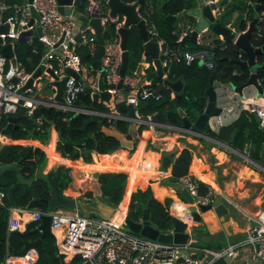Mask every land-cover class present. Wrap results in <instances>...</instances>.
<instances>
[{"label":"built area","instance_id":"1","mask_svg":"<svg viewBox=\"0 0 264 264\" xmlns=\"http://www.w3.org/2000/svg\"><path fill=\"white\" fill-rule=\"evenodd\" d=\"M77 1H73L75 6L83 0ZM86 1L88 3L86 11L89 14L100 15L103 23L108 20H116L108 14V0ZM242 2L245 5L244 14L254 10L255 4L259 3L258 0H242ZM58 6L57 0H0V23L8 22L9 24L7 32L0 33L3 37V42L0 43L1 46L6 42H10L14 50L19 36L28 30H31V33L28 35L27 41L32 42L35 37L43 46L39 63L31 71L26 70L23 65L17 63V60L16 64L12 65L10 58L4 56L0 50V141L7 138L1 136V129L6 125L1 123L2 118L15 114L20 106L27 107L26 111L31 114L33 112L32 107L40 103L64 109L78 108V110L87 112L86 108L74 106V101L81 92L89 89L91 98L92 94L96 92L98 94L97 100L102 101L109 108L111 107L110 98L119 90L117 82L120 78L119 66L122 53L120 35L116 33V36L105 39V49L101 57L103 68L97 69L89 66V71H94L95 73L90 74L87 71L85 73L83 70L85 65L87 67V64L82 61L77 47L82 44L86 46L88 52H95L97 41L93 28L89 25L82 27L79 24L78 16L72 13L67 14L65 18V14L60 12ZM33 11L38 13V17H33ZM257 13L255 22L259 23L264 18V8ZM138 14L143 17L139 11ZM31 19L32 22L29 23ZM250 21L251 18H246L245 26L238 31H245ZM123 22L122 20L119 21L118 26L122 25ZM146 25L149 38L155 39L159 44V57L163 68L168 65L169 59H180L181 57L185 63H190L197 59L202 62V65L209 68L214 67V62L211 58L212 52L208 48L214 46L213 40H208L205 45L199 46L194 50L183 49L180 46L179 42L183 39V34L194 28L193 21H187L182 33L178 32L184 26L181 23L173 29L177 41L175 46L169 45L162 37L158 36L154 23L149 24L146 22ZM37 26L40 27V34L34 32V28ZM78 34L80 35V40L76 38ZM201 36L202 33L198 32L196 37L198 43H200L199 38ZM232 42L234 43V41ZM37 48V44H34L32 51L36 52ZM260 56H262V59L259 62L264 63V53ZM243 59H246V54L243 55L242 52H239L238 60ZM7 61L8 66L6 67ZM40 65H44L41 76L33 79L32 86L24 87L35 69ZM65 67H70L79 76L75 77L65 72ZM48 68L52 72L48 71ZM259 68L264 70V67ZM164 71L163 69L162 79L163 77H168V74ZM43 77L51 90H53L47 95L46 99L41 96L35 97L32 94H28L27 92L34 87L39 89L40 85L42 86L43 82L39 81V79ZM263 79V77L257 76L259 83H262ZM213 80L216 83L217 104L221 107V110L218 114L209 116L207 126L211 130L217 131L221 125L235 120L239 117L242 110L255 114L259 126L264 129V95L258 93L257 87L253 83L244 85L239 91L229 81H220L216 78ZM55 81H58L61 85L62 102L55 99L57 93ZM133 82V78L130 75L124 76L123 85L125 91H128L124 95L126 104L137 105L140 99L148 97L159 99L161 97L160 91L150 83L136 84L134 82L133 84ZM128 87L129 89L127 90ZM103 91L109 92L110 98H101L100 94ZM91 113L103 114L108 116L109 119L126 117L114 109H109V111L95 110ZM135 115L134 120L137 122L155 124L151 120V114L146 115V118L137 112H135ZM36 123L38 129L43 128L41 126L43 119L40 116L36 117ZM161 125L171 126L170 124ZM188 131L193 132L192 130ZM180 181L193 197V202L190 205H194L197 210L200 205L208 204L213 200V190L210 187L204 193L199 192L197 179L186 174L180 178ZM3 196L4 192L0 190V201ZM8 210L7 227L9 230L18 231L25 229L26 224L21 219L23 213H29L30 220H35L38 223L43 214H49L50 229L57 251L62 255L63 261L66 263L76 258L74 264H218L220 260L229 256L231 260L229 263L225 262V264H233L241 248H245L246 258L252 259L254 264H257V262L264 264V207H261L251 216L253 222L246 226L245 234L242 238L218 249L203 248L196 253L194 252V247L190 244L191 241L170 243L152 239L129 231L125 226L122 228L116 225L114 223L115 218L87 216L64 207L41 211L37 208L12 205L8 207ZM33 258L32 263L37 258V253ZM4 264H14L11 256H6Z\"/></svg>","mask_w":264,"mask_h":264},{"label":"trees","instance_id":"2","mask_svg":"<svg viewBox=\"0 0 264 264\" xmlns=\"http://www.w3.org/2000/svg\"><path fill=\"white\" fill-rule=\"evenodd\" d=\"M130 2L132 0H124ZM261 3L260 9L264 8V0ZM152 10L148 11L149 4L142 2L139 6V12L145 17L148 23H154L158 36L162 37L169 45L175 46L176 35L173 32L174 23L177 20V14L185 7L191 5L190 0H151ZM243 6V5H242ZM244 7V6H243ZM244 9V8H243ZM260 23V32L252 33L250 37L251 43L254 45L264 43V18ZM112 29L114 23L110 24ZM245 26L244 19L240 21V27ZM113 31L104 32L105 38H110ZM214 46L208 47L212 52V60L214 67L209 68L205 65H200L197 59L190 63H185L183 59H169L168 65L164 66V70L168 72V77L176 79L181 77L185 81L184 91L182 97L179 98V105L185 112V115L190 120H194L205 107L207 94L206 90L210 85L211 79H218L220 81H229L235 85L244 83L249 74L248 67L242 68L235 61L238 60V53L242 52L236 44L231 40L222 41L214 39ZM37 44L38 50L32 51V46ZM38 43L36 39L32 42L19 40L15 43L14 53L18 62L24 66L28 71L33 70L39 63L43 46ZM192 49L198 48L199 45H192ZM126 47L129 50L128 67L132 70L138 65L141 59L143 50V43L138 35L135 26L129 27L127 35ZM1 50V44H0ZM92 59L91 53H82V61L90 63ZM262 56L258 57L261 60ZM146 60L150 61L152 58L146 56ZM8 66V61L6 62ZM86 69V68H85ZM85 69L83 71H85ZM148 74L153 71V65L147 67ZM258 75L264 78V70L257 69ZM151 85L158 88L162 82L160 75L151 77ZM264 87V79L262 80ZM161 97L155 99L152 97L140 99L137 103V113L146 118L148 114H154L157 122L163 124L180 125L181 116L173 101L171 89L162 87L159 89ZM124 91L119 90L113 96L115 101V109L122 115H127L130 105L124 101ZM101 98H110V93L103 91L100 94ZM76 106L92 108V98L89 89L81 92L74 101ZM95 109L109 111L102 101H97ZM245 114L255 115L247 110H242L239 119L237 118L235 124H239L238 120L242 119ZM42 117L45 124L53 123L58 138L56 148L65 157L74 159L78 158L83 149H87V156L91 157V152L108 153L121 147L118 138L105 134L101 131L103 125L114 126L123 134L129 136V125L131 121L125 118H112L103 114H95L91 112L64 110L54 106L39 104L34 107L32 114L20 116L17 119L18 126L15 127L9 134L12 139L26 138L32 135L31 128L33 119ZM6 122V117L2 118L1 123ZM146 122H138L136 126V136L141 135L143 130L147 128ZM257 130L260 132L261 142L264 140V129L259 126L256 118ZM207 134L214 137L216 134L207 125L204 127ZM240 129V128H239ZM164 154L163 167L171 163L173 154ZM44 152L38 146L31 144H23L18 142H7L0 150L1 164H16L19 168L21 176L28 180H20L18 175L11 171H5L1 176L0 189L4 192V196L0 202V264H4L6 256L14 255V252L20 250L26 240L35 239L40 236V232H29L34 229L38 222L30 220L26 223L23 231L8 230V207L9 206H23L26 208H38L41 211L48 209L45 197L49 196V190L56 188L62 191V188L67 187L71 180L69 168L61 166L48 173H40L35 175V168L38 166ZM140 153L136 154L135 163L139 160ZM191 161V151L188 148H183L180 153L174 157L172 163L171 174L169 180L177 182L182 176L188 174L189 163ZM134 172V169H133ZM127 173L121 170H106L97 173V181L101 188V196L110 204H117L123 197V188L126 181ZM136 182L134 174L130 176L127 193ZM197 188L199 192L204 193L207 186L197 180ZM36 197V198H34ZM149 202V204H148ZM150 207L149 217L150 222L160 230H166L171 227L172 215L168 211L167 204L161 203L155 199L149 188L145 190L138 187L131 195L127 217L137 218L141 216L142 209L146 206ZM32 252H28L23 257L11 258L14 264H28L32 259ZM42 256L43 259L36 258L32 264H74L76 258L70 262H64L62 255L57 251L55 240L50 235L42 237ZM218 264H225L222 259Z\"/></svg>","mask_w":264,"mask_h":264},{"label":"crops","instance_id":"3","mask_svg":"<svg viewBox=\"0 0 264 264\" xmlns=\"http://www.w3.org/2000/svg\"><path fill=\"white\" fill-rule=\"evenodd\" d=\"M143 1L149 4L148 11H151L153 8L151 0ZM190 1L191 5L189 7L194 6L195 0ZM81 4L86 9L88 5L87 1L83 0ZM140 4H138L137 6V11H139ZM185 9L186 7L183 10ZM109 11L108 14L110 15ZM71 13L73 15H76L75 10L71 11ZM113 18L116 20H108L107 22L103 23L100 17L101 24L104 27L103 32H105V30L113 31V34L110 36V38L116 36L117 27H119V21H124V15L118 13ZM188 20H191L194 23V17L192 15L186 14L185 16L181 17L180 20L177 19L175 21L174 28L176 26H179V23H181V25L183 24L184 26L181 31H178L179 33H182ZM79 22V24H81L82 26V21L80 19ZM111 23H114L115 27L109 30V27L111 28ZM34 32L36 34L38 33L37 27L34 28ZM184 36L185 34H183L182 37ZM216 38L217 40H221V42L223 41L222 35L215 34L213 32H207L202 34V36L199 38V42L202 44L197 42L195 45L202 46L205 45V42H207L208 40H214ZM33 39H35V37ZM22 41H27V39ZM36 41L38 40L36 39ZM191 47L193 46H186L182 48L192 49ZM77 51L80 54L81 58L83 52L90 53L88 52L86 46L82 44L77 47ZM95 53L96 50L94 53H91L92 59L90 63H87V67L85 65V73L86 71L90 74L95 73L94 71H89V66H92L91 63L95 57ZM180 59L183 58L181 57ZM17 63L20 62L17 61ZM201 63L202 62L199 61L200 65H202ZM151 64L153 65V70H155L153 59L151 60V63L150 61H147L146 56L144 55L142 50L141 59L138 62V65L134 70H132V73L128 67L125 76L130 75L136 84H149L152 81L151 77L154 76H151V73L148 74L147 71V67H150ZM251 71L252 69L250 68L249 73ZM164 72L168 74L166 70ZM39 81L41 80L39 79ZM44 81L46 82L45 78ZM123 84L124 83H122L123 88L121 87V89L119 90H123V93L125 95L128 93V91H125ZM43 85L44 84L42 83V86L40 85L39 89H36L34 87L27 93L32 94L35 97L41 96L46 99L47 95L50 94L53 90H51L49 85H47L46 88H44ZM128 89L129 87L127 88V90ZM171 93L174 97L175 93L172 91ZM62 96L63 94L61 91L58 99L56 97L55 99L59 102H62ZM110 104L111 107H109V109L116 110L113 97L110 98ZM37 105L35 104L32 108L34 109V107ZM74 106L76 105L74 104ZM77 107L85 108L80 106ZM26 108L24 107V111L20 116L25 114L29 116L31 115V113L26 111ZM57 108L64 109L62 107ZM134 108L135 112H137V105H134ZM86 109L87 112H94L95 110H98L95 109V106L93 105L92 108ZM64 110L81 111L78 110V108H66ZM256 118V115L245 114L242 119L238 120L240 125L237 123L235 124L237 118L231 122H228L233 123L234 125L233 130L230 132L228 140L217 139L218 130H213L216 135L212 137L207 134L204 127L198 131L192 129L193 132H190L188 130L182 129L181 127H177L180 126L181 123L180 125L170 124L171 126H165L161 125L163 123L157 122V120L155 124L148 123L147 128L143 130L142 134L136 136L135 130L138 122L134 119H129L131 121V124L129 126V136H127V134L123 135L133 141L132 147L121 145L120 148L108 153H96L95 151H92L91 157L87 156L88 150L83 149L82 154L78 158L74 159L63 156L61 152L56 148L58 133L53 123L46 125L43 118V124L41 125L43 128L41 129L37 128L36 118L33 119L31 136L18 139L7 137L5 141L6 143L18 142L23 144H31L33 146H38L43 150L44 157L35 168V175H38L40 173H48L61 166H65L66 168H69V173L71 175L70 181H72L75 186L79 185L81 179L88 178L89 188H86L85 190H73L69 186L62 188V193L76 199V207L69 208L65 206H57L75 210L83 215L102 217L103 211H105V214L107 213V206L110 203L101 195L95 194L94 187L92 186L93 183L96 182L100 188V185L97 181V173L99 171L106 170L125 171L127 173V177L124 183L123 197L119 203L112 204L119 209L118 212L120 211L123 213V216L120 217L122 221L124 217H127L131 195L138 187L143 190L149 188L152 196L155 199L159 200L163 204H167L168 211L172 215L180 213V211H182L183 209L190 208V203L183 198L181 189H178L179 184L181 185V188H184L180 179L177 182H171L169 180L174 157H176L183 148H188L191 151V161L189 163L187 175H190L200 182H203L207 186V188L210 187L213 190V197L218 196L219 202L226 208V213L223 215L218 214L214 207L206 210L198 209V219H194L191 213H184L182 220L187 223L185 230L190 231L191 229L196 228L197 231L196 234L190 235L189 239V241H191L190 244L194 247V252L196 253L203 248L218 249L227 245L228 243L237 241L242 238L245 234L246 226L253 222L251 216L254 215L261 207H264V140L261 142L260 132L257 130ZM17 119L15 122V127L18 126ZM194 120L191 121L194 122ZM5 124H7V121L5 122ZM109 127L115 128L114 126ZM51 150L53 152V155H51L50 153ZM138 153H140V159L135 163V157ZM170 153L173 154L171 163L163 167L162 163L164 154ZM132 174H134L136 182L127 193L129 179ZM17 175L21 174L19 173ZM126 197L127 200L125 210L121 211V204ZM92 201H98V206L101 205L99 211L88 210V208H85L84 204H90L89 202ZM79 203L81 204V206ZM82 206L83 209L81 208ZM49 210L50 208L45 211ZM115 218H117V215ZM21 219L23 220L24 224H26L28 221H30L29 213H23L21 215ZM220 232L224 233V237H213V234ZM198 236H209L210 238L209 241H202L198 239ZM241 250L244 251L245 248H241ZM28 252H32L31 255H33L32 259L28 263L31 264L32 260L34 259L33 257L37 252H35L34 248H31ZM16 256L17 255H11V258H14Z\"/></svg>","mask_w":264,"mask_h":264},{"label":"water","instance_id":"4","mask_svg":"<svg viewBox=\"0 0 264 264\" xmlns=\"http://www.w3.org/2000/svg\"><path fill=\"white\" fill-rule=\"evenodd\" d=\"M13 1V0H8ZM31 1V0H29ZM73 1L77 0H57L59 6L58 9L60 12L64 13V17H67V14L71 13V11H76V15L82 21V27L85 25H89L93 27L95 39L97 41L96 53L95 57L91 63V65L97 69H102L101 64V57L104 53L105 45V37H104V27L100 21V15L96 14H89L86 9L82 6L81 3H78L76 6L73 4ZM260 1V0H258ZM78 2V1H77ZM143 0H136L133 2H127L124 0H108V4L110 6V15L116 16L118 13L124 15V22L122 25L117 27V33L120 35V47L122 49L121 53V63L119 66V74L120 78L117 82L118 89H121L123 78L127 72L128 68V61H129V50L126 47L127 42V35L129 33V27L135 26L138 31V35L142 40L143 43V53L145 56L149 55L153 59V64L155 66V70L151 72L152 75H160L163 74V66L161 64V60L159 57V44L155 39L149 38V33L146 25V20L144 17H140L138 14L137 6L138 4L142 3ZM245 7V5H243ZM240 2H234L233 0H195V5L185 10H182L178 13L177 19L180 20L181 17L187 15H192L194 17V28L191 29L189 32L185 34L183 39L180 41V45L182 47L192 46L197 43L196 37L198 32L202 34L207 32H213L215 34L222 35L223 41L231 40L234 41V44L242 50L246 54V59L243 60H236L235 62L239 64L240 67H250L252 69V74L247 78L244 83L235 86V89L241 91L242 87L246 84L253 83L257 87V91L260 94L264 95V87L262 83L257 81V69L259 67H264V63H260L257 58L264 53V44L261 46L254 45L250 41L251 34L255 29V20L256 18L253 17V12H247L246 14L243 13V7ZM261 6L260 2L255 4V10L259 9ZM242 10V14H241ZM234 12V13H233ZM103 14V13H102ZM33 17H38V13L33 11ZM246 18H251L249 22L248 28L243 31L239 32L240 30V21ZM32 22V19L29 23ZM246 24V23H245ZM8 22L0 23V33H6L8 30ZM38 34L41 33L40 27L37 26ZM31 33V30H28L22 33L18 40H25L28 38V35ZM35 36V35H34ZM78 40H80V35L76 36ZM3 42V37L0 35V43ZM1 52L4 56L10 58L12 65L16 64V58L14 56L13 47L10 42H6L1 46ZM44 65H40L35 69L32 76L29 78L27 83L24 87L32 86V81L35 77L41 76L42 68ZM48 71L52 72L50 68ZM65 72L78 77L79 74L71 69L70 67H65ZM58 89L56 98L58 99L62 88L58 81L54 82ZM168 87L174 92L173 101L177 107L179 115L181 116V125L177 127H181L185 130H200L207 125V120L210 115L218 114L221 110V107L217 104L216 98V90H215V83L214 80H210V85L206 90L207 100L205 107L201 113L197 115L194 122H192L188 117L185 115L184 110L179 105V98L182 97V92L184 91L185 81L178 77L176 79H171L169 77H163L162 82L160 83L158 90L162 87ZM98 94L95 92L92 94V105L95 106L97 102ZM130 108L127 114V118L132 120L136 117L135 115V108L133 104H129ZM24 106H20L17 112L14 115L7 116V124L5 127L1 129V134L4 137H9L10 132L15 128L16 119L23 113ZM151 120L156 122V117L154 114L151 115ZM130 126V125H129ZM234 125L233 123L223 124L219 127L217 131V139H225L228 140L230 132L233 130ZM101 131L105 134L112 135L119 139L121 145H125L128 147H132L133 141L127 138L123 133L119 130L103 125L101 127ZM6 143L5 139L0 141V150ZM264 148V145H263ZM5 171H11L15 174H19V168L15 164H1L0 163V183H1V175ZM20 180H25L21 175H18ZM81 177V176H80ZM73 190H85L89 188L88 178L81 179L78 186H75L72 181L68 182V185ZM94 187V193L100 195L101 190L96 182L92 185ZM178 189H181L183 198L189 202H193V197L188 192V190L184 187L181 188V185H178ZM36 198V197H34ZM44 200L47 202L48 208L53 209L57 206H65L69 208L76 207V199L73 197H69L59 191L56 188H51L49 190V196L45 197ZM98 201L89 202L88 210L99 211L101 205L98 206ZM149 204V202H148ZM211 207H214L216 212L220 215L226 213V208L219 202V197L214 196L213 200L205 205H200L199 209L206 210ZM85 208H87L85 206ZM108 210L105 214V211L102 212V217L104 218H115L118 213V208L112 204L107 206ZM150 207L149 205L142 209L141 216L137 218L131 217H124L123 222L125 223L126 227L131 230L132 232L139 233L146 237L157 239L162 242H174V243H186L190 239V235H194L197 233L196 228L191 229L190 231H186L185 228L187 223L182 220L184 213H191L194 219L199 218L198 211L194 205H191L189 209H183L180 213L171 214V227L166 230H160L159 228L155 227L150 222L149 217ZM29 232H40V236L35 239L26 240L23 247L20 250L14 252V255L23 256L25 255L31 248H34L37 252V258L43 259L42 256V237L44 235H50L53 237L52 231L50 229V215L43 214L38 226L32 229ZM215 238H222L224 237V233H216L213 234ZM209 236H198V239L202 241H209ZM225 262L229 263L231 257L226 256L224 258ZM233 264H254L252 259H248L245 257V252L240 251L239 254L235 257ZM259 264V262H257Z\"/></svg>","mask_w":264,"mask_h":264},{"label":"rangeland","instance_id":"5","mask_svg":"<svg viewBox=\"0 0 264 264\" xmlns=\"http://www.w3.org/2000/svg\"><path fill=\"white\" fill-rule=\"evenodd\" d=\"M234 2H240L241 4H242V0H233ZM78 2H79V0H78ZM234 13V12H233ZM258 15V13H256V12H254L253 13V17H256ZM252 74V71L248 74V78H249V76ZM42 82H43V86H44V88H46V86L48 85L47 84V81L45 82L44 81V78H41L40 79ZM233 86H235V84L233 85ZM235 88V87H234ZM80 204V203H79ZM80 206H81V204H80ZM84 206H86L87 208H89L88 207V205L87 204H84ZM82 209H83V206L81 207ZM83 213V212H82ZM114 223L116 224V225H118V226H120V227H122L123 228V226H125L124 225V222L122 221V219L120 218V217H117V218H115L114 219ZM126 227V226H125ZM127 228V227H126Z\"/></svg>","mask_w":264,"mask_h":264},{"label":"bare ground","instance_id":"6","mask_svg":"<svg viewBox=\"0 0 264 264\" xmlns=\"http://www.w3.org/2000/svg\"><path fill=\"white\" fill-rule=\"evenodd\" d=\"M50 153H51V155H53L52 150L50 151ZM139 159H140V157H139ZM126 200H127V197L124 199V201L121 204V211L125 210ZM122 216H123V213L119 211L118 214H117V217H122ZM19 257H21V256H19Z\"/></svg>","mask_w":264,"mask_h":264},{"label":"flooded vegetation","instance_id":"7","mask_svg":"<svg viewBox=\"0 0 264 264\" xmlns=\"http://www.w3.org/2000/svg\"><path fill=\"white\" fill-rule=\"evenodd\" d=\"M242 5H244V3L242 2ZM259 10H261L260 8L259 9H257V10H252V12L254 13V12H258ZM253 32H260V23H256L255 22V29L253 30ZM252 32V33H253ZM262 44H264V43H262ZM262 44H258L259 46H261Z\"/></svg>","mask_w":264,"mask_h":264}]
</instances>
